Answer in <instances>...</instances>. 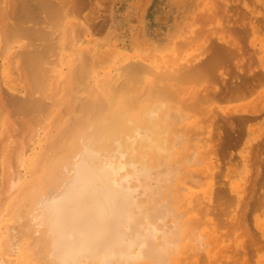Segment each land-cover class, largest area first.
<instances>
[{
    "label": "bare ground",
    "instance_id": "obj_1",
    "mask_svg": "<svg viewBox=\"0 0 264 264\" xmlns=\"http://www.w3.org/2000/svg\"><path fill=\"white\" fill-rule=\"evenodd\" d=\"M74 1L76 2L78 0H74ZM12 3L13 4L11 6L9 5L8 7L7 6L3 7L4 6L3 5L0 9L1 10L0 13L4 15V17L0 16V35L2 38H3V36H6V39H7L6 44L4 46L5 49L4 48L3 49L7 51L10 48V47H8L9 46L8 43L13 40L12 37H17L18 39H20V41H21V37L26 38L28 41L26 43V45H28V46L31 45V47H28L27 49L21 48L22 51L20 50V47H19L18 51H17V49L15 51H13L14 53H16L15 55L13 54V52H12V54L7 52L10 54L11 57H9L6 62L0 63V86H1V84H3L1 82H4L5 84L9 83L7 86L10 89H14V87L17 85H14L13 83L10 84V81L14 82L15 78L20 77V78H23L22 81H23V88H24V94H22V95L20 94V96H18V94H16V92H13L14 94H12V90L10 93L8 87H6L8 90H6L5 88H4L5 89L4 90L3 88H1L2 86L0 87V97H2V99H0V118H2L3 112H5L4 114H7V115H9V114L11 115L12 113H15L17 115L20 114L23 116V115L28 114L27 117L28 118L32 117L31 120L33 122H31L30 119H28L26 116H23L24 121H19V119H17L18 123H16L17 122L15 120L16 118L15 119L12 118L13 121H16L14 126H16V124H17L18 129L20 127V122H21V128L23 127V129H21V128L19 129V131L21 132V130L24 131V126H26V124H28L27 123L28 120H29V123L36 124V126H37L38 122H34V121L35 120L39 121L40 117H41L40 121L42 120V122H43V120H45V117L48 114H50L49 112H51V110H52L51 109L52 105H54V107H56L58 109L60 108V111H64L63 112L64 115H65V111H66V116H68V117L66 118V121L64 122V120H63L64 115H62L63 117L62 116L60 117L57 115V119L55 122H51L52 121L51 120V121L45 123V126L43 123V127L45 130H44V136L42 138L44 144H42V145H44V146H43V148L40 147V149L41 148L42 149L39 151V153H40L39 157H38V154L37 155L34 154L33 156L31 155L29 157V161L27 158L24 161L25 165L28 167V172H29V175L27 178H21L22 176H24V173H21L20 171L19 172L21 174H23L22 176L17 171L18 172L17 175H15V174H13L11 176L8 175L9 178L6 177L7 173L4 170L3 171L5 174H3V175H2L3 172L0 171V188H1V190H3L4 187L8 186L9 188L7 191H8V193H11L10 198L7 200L6 199L4 200L3 199L4 197L0 198V201L2 199L4 200L2 202V205H4L6 203L3 207L4 212H3V210H1L0 221L4 218L5 221H7V222L11 223V225H13L15 223L13 221L18 220L17 219L18 215H19V217L21 216L22 218H24L26 220V222L24 221L22 224H20L21 223L20 222L21 217L19 218L18 221H16L20 225L15 223L16 226L14 225L15 226L14 228L15 229H16V227L19 228V230L16 229L17 232H15V233H14L15 230L13 231V229H12L13 227L11 225L10 226L12 227L11 229L13 232L11 231L10 227L8 228L9 224L7 226L5 223H2L3 226L1 228L5 229V225H6V228L10 229V230L6 229L8 232V234L6 232L7 236L10 235L8 238H5L4 236L0 238V243H1L0 245H1L2 249L4 251L6 249H8L9 250L8 252H10V253L12 252V254L14 253V255H15V252L22 248L23 249L22 254H21L22 257L20 255L21 259L20 260L18 259V261H20L21 264H168V263L170 264L171 261L174 262L176 255H179L182 252V250H184L183 249V247L185 246L184 241H186V240H184V236H186V234L183 235V228L185 229L186 225H188V224H185V221L187 222L188 220L185 219L184 221L183 220L180 221L181 223L179 222V220H180L179 216H181L182 213H184V212H182L180 210V207L176 206L177 205L176 202H178L176 200H178L179 198L176 199V197L173 196L172 190H175V187H173V186H176V185H173V181H175V178L177 177V175L179 173L177 166L180 165V162H178L179 165L178 164L176 165V163H175L176 159L173 161V160H171V157L174 154L172 151L177 147V145L180 144V142H182L183 131L185 133L184 129L186 127L184 128L183 125H181L183 127V129H181L182 128L181 127L180 128L181 130L177 129V131H175L176 129L173 126H171V124L174 125L175 121L178 122L181 118V114L179 113V115H178V112H176L175 110H172L171 109L172 107L170 108V106L167 107L166 104H167V102L169 103V105H170V102L175 103L177 98H178L177 102L179 103V105L181 104L180 102H183L179 99L178 95L180 94V92H182L183 90H187V89H184V88L180 89L178 87L180 85L179 82L181 83V85L185 84L186 81H190V83L194 84L193 82H198L199 80L200 81H202V80L206 81V79L212 80L214 78H215L214 79L215 82H217L218 78L216 81V77L219 76L220 74L217 75L216 77H214V75L216 73L215 69L222 67L221 64L223 63V61L226 62V61H228L227 59H230V57L232 58V56H235L237 54L236 53L237 51L234 48L237 49L238 47H236V46L234 47V44L236 45V42L238 41V39L236 42L231 41V39H230V45L225 44V43H229V41L227 42V40L223 44L222 43L219 44L220 41H222V40L219 41L216 39V42H218V44L213 45V47L210 50V54H208V57H205L204 59L202 58L201 59L202 61H199V63L192 60V61H194L193 62L194 64H191L190 62H192V61H189L190 64H187L188 62L185 63L187 65L180 64L178 66L179 68L176 67L175 65L174 66L176 68L172 67L171 70H168V69L166 70L164 68L165 71L163 69V72H160V71L156 72L157 70L155 72H152V70L150 69V66H148V65L146 66L145 63L143 64V62H141L139 60H138L139 62L138 61L135 62V61L130 60L131 63H128V64L122 66L121 70H119V71H122V72H119L122 74H119L118 76H114L115 78L113 76L108 75V77L106 76V77H103L101 80L99 79V81H98L99 85L97 84L98 85L97 87H95L96 84L94 85V82L91 78H90L91 80H89L86 77L89 81L93 82L92 83L93 89L90 86H88V87L86 86L85 87L87 89V90L85 89L86 93L85 94L83 93L84 95H79L78 92L76 90H74V87L72 84L73 79H75L76 83H77V81H79L78 79H82L85 76V74L88 73L87 72L88 70L86 71V69H85L86 63L87 64L91 63L88 61L89 58L87 60V56L89 54L86 56V54L83 53V54H81V56H82L80 58L81 61L80 62L77 61V63L72 61L68 74L65 73V76L69 75L68 81L65 83L64 80L62 79L64 82V83L62 82L63 83L62 87L64 90L63 92H65V94H64L65 99L61 100V101L60 100L58 101L57 99H56L57 101H55V99H53L54 102L49 100V101L53 102V103H51V102L49 103V101H47V100H48V98L51 97V94L54 93V92L53 93L51 92V94H50V88H51L50 85H53V87L56 90L55 86L58 85L56 83L58 81H62V80L61 79L56 80L53 77H51V75L53 73H51V71L49 69L50 66L46 65V62L49 63L51 61L48 56H50L52 51L55 50V49L52 50V46L54 44H52V46H51V43L48 44V42H47L48 40L47 41L45 40L46 38H49V33H52V32H50L48 29H46L47 30L46 31L44 28H41L37 25L34 26V25L36 23L39 24L41 22H47V23L49 22L50 26L52 24H53V26L54 25L59 26L62 23L61 22V16L59 14V12L61 11L60 10L61 6L59 7V4L54 3L52 0H12ZM230 8H232V7H230ZM230 8H228V9L226 8V10L230 11L231 10ZM64 10H66V9L64 8ZM232 10H235V8L234 9L232 8ZM64 12H66V11H64ZM10 15H11L12 19H11ZM229 16H230V14H229ZM8 17H10V19L13 21V22L10 21V23H12V24H7L9 22L6 23V20L9 19ZM62 17H63V15H62ZM240 17H241V15H240ZM248 18H249V16H248ZM250 20L251 19H249V23H250ZM262 21H264V20H262ZM27 22H30L32 24L27 25L28 24ZM238 23H239V21H238ZM235 25H233V26H235ZM262 27H264V25H262ZM240 28L239 29L234 28V30H233L238 35V38L241 36V34H243L242 33V31L244 30L243 28H245V30H246L244 32L248 31L246 29V27L242 26V29H240ZM51 31H53V30H51ZM240 31H241V34H240ZM59 32H61V31H58L57 33H59ZM239 34H240V36H239ZM208 36H210V35H208ZM233 36L237 37L236 35H233V33H232V40L234 38ZM9 37H11L12 40ZM8 38L11 41H8L9 40ZM36 38H38V39H36ZM40 38L42 39V41ZM214 38H216V37H214ZM15 39L16 38H14V40ZM39 39H40V42H43L45 40L46 43H44L45 42L44 41L42 44H36L34 42V40H39ZM224 39H225V37H224ZM240 39H241V37H240ZM2 40L3 39L0 38V42L4 43V41H2ZM16 41H18V40H16ZM16 41H14V42H16ZM14 42H12V44ZM216 42H214V43H216ZM23 43H25V42H23ZM6 45H8L7 46L8 49H7ZM72 47H73V45H72ZM251 49H253V48H251ZM4 50H1V51H4ZM255 50H257V49H255ZM85 51H87V50H83L82 52H85ZM55 52L56 51H54V54H55ZM75 52H76V49H75ZM88 52L89 51H87V53ZM241 52H243V51L241 50ZM2 54H3V52H1L0 55L3 56ZM55 55H57V54H55ZM51 56H52V54H51ZM193 57H195V56H193ZM176 58H178V57H176ZM191 59H193V58L191 57ZM70 60H72V59L70 58L69 62H70ZM173 60H175V59L173 58ZM18 62H19V64H18ZM132 62H134V63H132ZM229 62H231V60ZM224 65H226V63ZM245 65L244 66L242 65L244 67L243 69H245V67H246ZM251 65H253V64H251ZM14 66L18 70H14V68H13ZM11 67L13 68L12 70L10 69ZM168 67L170 69V66H168ZM168 67H166V68H168ZM224 67H226V66H224ZM249 67H251V66H249ZM5 68H8L9 71H5ZM153 68H155V67H153ZM232 68H235V67H232ZM243 69H242V72L240 74H238L239 72H237L235 74H232V72L230 73L233 76L238 75V78H237L238 81L235 80L236 77H234L235 79L233 80L232 77L230 76L231 80L229 81V79H228V80H226V83H223V81L225 79V78H223L222 83L224 86L222 85L221 88L222 87L223 88L225 87V88L221 89V91H219V92H216L215 95L210 93V94L214 95V97H210V98H215V97L218 98V99L215 98V101H216V100L220 99L219 98L220 96L217 97L218 95H221V97L223 98L222 94L224 95V98L223 99L221 98L220 100H225L226 96L227 97L229 96V98H232V96H235V97L238 96L237 98H239V96L242 97V95H244V94L246 95L247 93H249L248 95H250L251 89L253 90L256 87L255 86L252 88L251 84L257 85V86H258V84L264 85V71H262L264 69L261 68L262 70L258 69V71L253 70L254 72H252V73L249 72V69L247 67H246L247 70H245V72L243 71ZM13 70L17 71V75L15 78L13 76L14 72L12 73ZM149 70H151V71H149ZM226 70H224V71L226 72ZM146 71L152 72L151 75L153 78L150 80V82L152 81V83H151V85L149 84V87H146V86L142 87V89L144 91L143 90H141V91L144 92V95L143 94L139 95V94H137V92L138 93L140 92L141 88H139V87L141 84L138 86V83L140 82L139 80H141L142 74ZM228 72L229 71H227L226 73L228 74ZM89 74L90 73H88L87 76ZM122 75H124V76H122ZM90 76H92V75H90ZM51 78L53 80H51ZM118 78H120V79H118ZM219 78H221V77H219ZM227 78H229V77H227ZM117 79H118V81H117ZM50 80H51V82L54 80L57 81V82L54 81L55 86H54V84H50ZM19 81H20V79H19ZM157 81L158 82L160 81L161 83L159 84ZM184 81H185V83H184ZM231 81H234L232 83L234 85L231 84ZM235 81H236V83H235ZM212 82H213V80H212ZM220 83H221V80L218 84H220ZM228 83H230L231 85ZM85 84L87 85V83H85ZM144 85H146V84H144ZM181 85H180V87H181ZM195 85H196V83H195ZM54 88H51V90ZM185 88H190V86L185 87ZM57 90H59L58 87H57ZM78 90H80V89H78ZM145 90H146V92H145ZM6 91H7V93H6ZM36 91H38L40 94L37 93L38 95L36 94L34 96V93ZM81 91H82V89H81ZM81 91H79V92H81ZM226 91L228 93L230 92V94H228ZM55 92H57V95H58V91H55ZM140 93H142V92H140ZM55 95H56V93L53 96H55ZM64 95L62 93V97ZM192 95H194V94H192ZM53 96H52V98H53ZM200 96H198V99L199 98L201 99ZM175 97H177V98L175 99ZM208 98L209 97H207L206 99L209 100L210 98L209 99ZM234 98H232V99H234ZM170 99H172V100L175 99V100L172 101ZM198 99H196V100H198ZM165 100H166V104L163 105V102L165 103ZM167 100H169L170 102ZM55 102H57V103H55ZM199 103L201 105L200 101H199ZM183 104H181V108L179 107L180 110L182 109V106H183V108L187 106V108L190 109V108H192V106H194V104H197V103H194V104L188 103V105L191 104V107L186 105L187 103H185V105H183ZM197 106L199 107V105H197ZM134 107H135V109H134ZM204 107L206 108V106H204ZM173 108L179 109L178 107H174V106H173ZM7 109H9V112L7 111ZM11 109H12V113L10 111ZM190 110H192V109H190ZM31 112H33V113L36 112V114L32 113L29 115V113H31ZM42 112L44 113V117H43V115H40ZM63 113H61V114H63ZM228 114L229 113H227V115ZM230 114H232V113H230ZM230 114L228 116H231ZM17 115H16V117H17ZM31 115H33V116H31ZM38 115H40V116H38ZM216 115H218V114H216ZM227 115L225 117L223 116L226 120H224V119L222 120L223 122L227 121V122L223 123L225 125V127L227 128L225 136H223V142L225 144H228L229 142H231V140L233 138L236 139V136H237L236 134H239L237 131H239L241 128V127L239 128V126L240 125L245 126L246 124H243V123L247 122V120L245 118L246 116L243 114H236V116L234 114H232L235 117L232 116V117L226 118ZM218 116H220V115H218ZM4 117H5V115H4ZM24 117L26 118V120ZM33 117H35L36 119ZM42 117H43V119H42ZM223 117H221V118H223ZM18 118H20V117H18ZM208 119L210 120V118H208ZM212 119H213V117H212ZM5 120L6 119H4V121L0 122V131L5 130V128H6V125H7L6 121L7 120L6 121ZM219 120H221V119L219 118ZM219 120H217V121H219ZM13 121H12V123H14ZM232 121L237 122L236 124H237L238 128H236V126H235L236 124L234 125V124L230 123L231 124L230 126L234 125V127L236 129H239L236 131V129L234 127H231V128H234L237 133L236 132L234 133V131H232V129H230V126L227 125L229 122H232ZM42 122H41V124H42ZM39 124H40V122H39ZM41 124H40V126H42ZM213 124H214V122H213ZM216 124H217V122H216ZM220 125H218V126H220ZM221 126H223V125H221ZM10 127H11V125H10ZM38 127H39V125H38ZM36 128L37 127H34L35 130H37ZM16 129H17V126H16ZM19 131L17 132L18 134H16V133L15 134L16 135L23 134V131L21 134ZM242 131H243V129H242ZM28 132H29V129H28ZM34 132H35V134L33 133L34 135L38 134L37 133L38 131H34ZM5 133H6V131H5ZM13 133L11 132L10 135H12ZM39 134H40V132H39ZM16 135H15V138H16ZM26 135H25V137H26ZM30 136L32 139V134ZM30 136L28 138L29 140H27L29 142H30ZM216 136L217 135H215V138H216ZM4 137L5 136L3 135V139L5 140ZM25 137L22 139L24 140ZM12 138L14 141L15 138L14 137H12ZM6 140H7V138H6ZM6 140H5V142H6ZM17 140H19V138ZM186 140H188V139L186 138ZM213 141H215V140H213ZM24 142L26 143V140H24ZM202 142H203V144H205L204 141H202ZM0 144H2V143H0ZM16 144H17V142H16ZM224 145H222V147ZM191 146H193V145H191ZM237 146H235V147H237ZM4 147H5V145H4ZM182 147H184V146H181V148ZM222 147H221V149H222ZM229 147H230V145H229ZM0 148L2 149L3 147H0ZM15 149H17L16 151H18V153H19V154H17V156H19V159L18 158L17 159H18L19 164H20V163H22L21 161H23L22 160L23 155L21 153L23 151V145L19 148L17 146V148L15 147ZM226 149H227V145H226ZM6 150H8V149H6ZM183 150H184V148H182V151ZM194 150H196V149H194ZM197 151H199V150H197ZM206 152H207V150H206ZM1 153H2V151L0 150V155H1ZM6 153H8V152H6ZM12 153H14V150H12ZM202 153H204V152H202ZM249 153H251V151ZM175 154H177V151ZM255 154H257V152ZM201 155L203 156V154H201ZM205 155H206V153H205ZM186 156H188V155H186ZM190 156L192 159H195V158H193L194 153H193V157H192V155H190ZM190 156H189V158H190ZM255 156H254V158H255ZM12 157L13 156H11V158ZM182 157H184V155H182ZM191 158L189 160L190 161L189 163L192 162ZM215 158H217V157H215ZM4 159H5V157L3 158V161H4ZM198 159L199 158H197V160ZM221 159L223 160V157ZM241 159L239 161L240 163H241ZM14 160H16V159L15 158L12 159V165L13 166L12 165H10V166L17 168L16 166H14V164H16V161L14 162ZM179 160L181 161V159H179ZM185 160L188 161V159H184V161ZM9 161H11V160H9ZM256 161H257V158H256ZM13 162H14V164H13ZM254 163H256V162H254ZM9 164H11V163H9ZM194 164L196 165V163H194ZM15 170L16 169H13V171H15ZM253 171H254V169L252 170V172ZM262 171H264V170H262ZM187 172H188V170H187ZM15 173H16V171H15ZM217 173H218V171H217ZM262 173H264V172H262ZM2 176H3V179H2ZM215 176H217V174ZM5 177L7 178V180ZM12 177H15L14 179H16L18 182H20L19 183L20 185H18L15 190H12L13 188H15V186H14L15 183L12 184V181L14 182ZM195 177L193 176L191 178L194 179ZM191 178H189V179H191ZM195 179L193 180V182L195 181ZM228 179H227V181H228ZM262 179H264V178H262ZM215 180H216V178H215ZM191 182H192V180H191ZM194 183H196V181ZM217 183H219V182H217ZM249 185H250V183H249ZM218 186L216 188H218ZM220 188L221 187H219V189ZM260 189H262V188H260ZM178 190H179V188H178ZM180 191H181V189H180ZM254 191H256V190H253V193H254ZM4 192H6V190ZM4 192L1 191L0 193L2 194ZM219 192H220V194H219ZM249 192H251V191H249ZM201 193L202 192H200V194ZM262 193H264V192H262ZM211 194H213V193H211ZM218 194L220 197L219 196L216 197L217 195L215 197L219 198L217 200L221 199V202L219 201L221 204L224 203L223 200L227 203L230 202V199H229L230 195L228 196L226 191L223 190V188L221 189V191H218ZM213 195H215V194H213ZM260 195L262 198L260 197ZM260 195L258 196L259 198L255 197L257 199L253 203H252V201L250 202L249 199L251 197L250 200H253L252 196L254 198V196H257V195H251L249 197V199H247L248 202L252 203L251 205H253L254 208L255 207H259L260 209H261V207L264 208V196H262L264 194H260ZM4 196H6V193ZM221 196L223 199L221 198ZM243 196H244V194H243ZM193 199L194 198L192 197V200L190 203H195V202H192V201H194ZM244 201H245V199H244ZM201 203H202V201H200V202L198 201L196 203L197 204L196 206L198 207V205H200ZM0 204H1V202H0ZM182 204H184V203H182ZM185 204L183 206H185ZM215 204H217V203H215ZM226 204H224V205H226ZM230 204H231V202H230ZM179 206H181V203ZM193 206L195 207L194 204H193ZM205 206L209 207V204L208 205L205 204ZM246 206H248V205H246ZM199 207H201V206H199ZM224 207H226V206H224ZM251 207L248 209H252ZM189 208L191 209V205ZM203 208H202V210H203ZM218 208H219V206H218ZM238 208H240V207H238ZM222 209H225V208L222 207ZM226 209H227V207H226ZM197 210H198V208H197ZM245 210H246V208H245ZM248 211L245 213L247 214ZM194 212H195V210H194ZM25 214H27V218H26V216L23 217V215H25ZM197 214H199V213H197ZM202 214H204V213H202ZM218 216H216V217H218ZM14 217L16 218V220L14 219ZM10 218L12 221H10ZM214 218H215V216L212 217V219H214ZM190 220H192V219L190 218ZM243 220L245 221V219H243ZM248 220H247V222H248ZM257 220H258V218H257ZM260 220H261L260 222L258 221L259 222V228L261 229L259 231L260 234L258 233L259 236L249 237L250 240L249 239L248 240H249L250 244H249V246L247 245L248 247L243 248V252L245 251L244 249H247V248H248L247 249L248 251L251 250L249 248L252 245H254V246L256 245L255 246V250H257L256 253H259L258 251H260L261 249L264 250V238H261V235H264V217H262ZM209 225L210 224H208L207 226H209ZM245 226H244V228H245ZM238 227H239V224H238ZM240 227H242V226H240ZM229 228H230V226H229ZM256 228H258V226ZM4 229H3V231H4ZM192 229H194L193 226H192ZM198 229H200V227ZM237 229H239V228H237ZM251 229H253V228H251ZM186 230L189 233V230H191V229H189V226H188V228ZM231 230H233L232 226H231ZM9 232H10V234H9ZM18 232L21 233V236L18 235L19 234ZM0 233H2V232H0ZM192 233H194V232H192ZM198 235H199V233H198ZM242 235H243V233H242ZM242 235L240 234V236H242ZM187 236H188V234H187ZM205 236L206 235H204V237ZM247 236L248 235H246V237ZM21 237L23 238V240H25L24 237H26V240H25L26 243L29 244V241H27V240H30V243H32V244L23 245L20 247V244H22L21 242L19 243V240L20 241L22 240ZM181 237H183V240L180 242L179 238H181ZM222 238H224V237H222ZM230 238H231V236H230ZM191 239L193 240V238H191ZM10 240L12 241V243ZM5 242H7L10 245L6 246L7 244H4ZM197 242L198 241H196V244H198ZM201 243H207V245H208V241L207 242L204 241ZM201 243H200V245H202ZM232 245H233V243H232ZM189 247H188V249H189ZM199 247L196 246L195 249L198 248V250H199ZM252 249H254V248L252 247ZM240 250H238L239 252H236V253L242 252V250L241 251ZM20 251H19V253H20ZM223 251H226V247H224V246H222L220 248L219 253L223 252ZM242 253H240V254H242ZM223 254H221V257ZM240 254L237 256L238 259H239V256H240V259L242 257V255H240ZM253 254H255V252ZM3 255H2V257H3ZM204 255H205V253H204ZM234 255H237V254H234ZM7 256H9V255H7ZM180 256L183 257V255H180ZM219 256H220V254H219ZM190 258H188V259H190ZM237 258H235V260H238ZM221 259L224 260V258H221ZM230 259H229V262H230ZM34 260H35V263H33ZM205 261H206V259L204 260V262ZM226 262L227 261H225L224 264H227ZM236 262H239V260ZM236 262H235V264H236ZM207 263H208V261H207ZM207 263L205 262L204 264H207ZM257 263L258 264H264V262H262V261H259ZM0 264H2V263H0ZM6 264H8V262ZM171 264H173V263H171ZM232 264H234V263H232Z\"/></svg>",
    "mask_w": 264,
    "mask_h": 264
},
{
    "label": "rangeland",
    "instance_id": "obj_2",
    "mask_svg": "<svg viewBox=\"0 0 264 264\" xmlns=\"http://www.w3.org/2000/svg\"><path fill=\"white\" fill-rule=\"evenodd\" d=\"M52 1L56 4H59V7L61 6L60 7L61 11L59 12V14L61 16V22L62 23L59 26H57V25L53 26V24L50 26L49 22L48 23L47 22H41L39 24L36 23L34 26L37 25L41 28H44L45 30L48 29L50 32H52V33H49V38H46V39L44 38V39L46 41L48 40L47 42H48V44L51 43V46H52V44H54L55 46L54 45L52 46V50L55 49L54 51L57 52V53L55 52V54H57V55H55L54 51L51 50L52 56H51V54H50V56H48L51 61L49 60L50 61L49 63L46 62V65L50 66L49 69H50L51 73H53L52 74L53 76L51 75V77H53L54 79H56V80H60V79L62 80L63 79L64 82L66 83L69 79V75L65 76V73L68 74L72 61L76 62V63H77V61L80 62L81 61L80 58L82 57L81 54L84 53V54H86V56L89 54L87 56V60L89 58L88 61L91 63H89V64L86 63L85 69H86V71L88 70L87 72L90 74L87 76L88 73H86L82 79H78L79 81H77V83L75 82V79H73V83H72L74 90H76L79 95H84L86 93V90H87L85 88L86 86L87 87L90 86L93 89V86H92L93 82H94V85L96 84L95 87H97L99 85L98 84L99 79L101 80L103 77H106V76L108 77V75L114 77V76H118L119 74H122V73H119V72H122V71H119V70H121V67L128 64V63H131V61L136 62L139 60V61L143 62V64L145 63L146 66L147 65L150 66V69L152 70V72H155L156 70H157L156 72H158V71L163 72L164 68L166 70L167 69L171 70L172 67L173 68L175 66L178 67L180 64L184 65L186 62H188L187 64H190V63L194 64L193 63L194 61L199 63V61H202L201 60L202 58L204 59L205 57H208V54H210V50L213 47V45L218 44V42H216V39L219 41L220 40L223 41V42L220 41L219 44H221V43L223 44L224 42H226V40H227V42L229 41V43H225L226 45H228V44L230 45V39H231V41H234V42H236L238 39V41L236 42V45L234 44V47L235 46L238 47L237 49L234 48L237 51L236 52L237 54L235 56H232L233 59L230 57V59H227L228 61H226V62L223 61V63L221 64L222 67L215 69L216 73H215L214 77H216L217 75L220 74L219 76L216 77V81L218 78L217 82H215V80H214L215 78L212 79L213 82L211 79L210 80L206 79V81H204V80L200 81L199 80L198 82H193L194 84L190 83V81H186V83L184 81L185 84L181 85V83L179 82L181 87L179 84H178L179 85L178 87L180 89H182V88L187 89V90H183L178 95L179 99L181 101H183V102H180V101L179 102L181 104L184 103L183 105H185V103H187L186 105H188V103H192V104L197 103V104H194V106H192V108H190L192 110L187 108V106L184 108L182 106V109L180 110L181 104L179 105V103L177 102V100H178L177 97H175V99L177 98L175 103L174 102L172 103L169 100H167L170 102V105L168 102L166 104V100H165V103L163 102V105L166 104L167 107L170 106V108L172 107L171 108L172 110H175L176 112H178V115H179V113L181 114V118H180L181 121L179 120L180 122L179 121L178 122L175 121V123L173 122L174 125L171 124V126H173L176 129L175 131H177V129L181 130V129H183V127L184 128L186 127L184 129L185 133L183 131L182 142H180V144L177 145V147L172 151L174 153V154L172 153L174 156L172 155L171 160L174 161L176 159V162H175L176 165L178 164V162H180V165L178 164L179 166H177L179 173H178L177 177L175 178V181H173V185H176V186H173V187H175V190H172V191H173V196L176 197V199L179 198L178 200L175 199L176 201H178V202H176L177 203L176 206L180 207V210L185 213V214L182 213V215L179 216V218H180L179 222L182 220L184 221L186 219L188 221L187 222L185 221V224H188V225H186L185 229L183 228V235L186 234V236H184V240H186V241H184V245H185L183 247L184 250H182V252L179 255H176L174 262L171 261V263H173V264H189L191 262L190 264H204L205 262L207 263V261H208L207 264H212V263L213 264L214 263L215 264H224L225 261H227L226 262L227 264H232V263L235 264V262L238 260H239V262H236V264H245V263L246 264H258L257 262H259V261L264 262V250L261 249L260 251H258L259 253H256L257 252V250H255L256 245L250 246L249 249H251V250H249V251L247 250L248 248L244 249L245 251L243 252V248L248 247L250 244L249 243V240H250L249 237L259 236V234H260L259 231L261 230L259 228V222L261 221L260 219L262 217H264V208H262V207H261V209L259 207L254 208L253 205H251L257 198H259L258 196L260 194H264V193H262V192H264V179H262V178H264V173H262V172H264V171H262V170H264V85L258 84V86H257V85L251 84L252 88L255 86L257 88L255 87L253 90L251 89V92L249 91L250 95H248L249 93H247L246 95L244 94L245 96L244 95H242V97L239 96V98H237L238 96H236V97L232 96V98L235 97L236 99L235 98L232 99V98H229V96L228 97L226 96L225 97V100L227 99L226 101L220 100L222 98L221 95L217 96V97L220 96L219 97L220 99L216 100V101H215L216 97L210 98V97H214L216 92H219V91H221V89L225 88V87L221 88V86L223 85V83H226V80L229 79V81H230L231 77L234 80L235 79L234 77H236L235 80L238 81L237 80L238 75L233 76L232 74H235L237 72H239L238 74H240L242 72V69L244 68L243 66L245 64H246L245 66L249 69V72H251V73L254 71H258V69L259 70L264 69V27H262V25H264V21H262V20H264V0H217V1L216 0H78L76 2L74 0H63V1L62 0H52ZM12 4H13L12 0H6V1L0 0V9L3 5H4L3 7H5V6L8 7L9 5L11 6ZM71 4L72 5L74 4V5L72 6ZM230 7H232L233 9L235 8V10H232V8H230ZM64 8L66 10H64ZM226 8L227 9L230 8L231 10L230 11L226 10ZM64 11H66V12H64ZM229 14H230V16H229ZM2 15L3 14L0 13V16L4 17V15L3 16ZM62 15H63V17H62ZM240 15H241V17H240ZM248 16H249V18H248ZM10 17H11V15H10ZM10 17H8V18L10 19ZM9 19H7V20L5 19L6 23L9 22L7 24H12V23H10V21L13 22L11 20L12 17L10 20ZM249 19H251L250 23H249ZM238 21H239V23H238ZM30 22H27L28 23L27 25H31L32 23H30ZM233 25H235L236 27ZM242 26L246 27V29L248 31L244 32L246 30H245V28H243L244 29L242 31L243 34H241V31H240L241 36L239 34V36L241 37V39H240V37L238 38V35L233 30H234V28L239 29L240 27H241L240 29H242ZM51 30H53L54 32ZM58 31H61V32L57 33ZM231 32L233 33V35L237 36V37L233 36L235 38V39L233 38V40H232V33ZM208 35H210V36H208ZM223 36L225 37V39ZM214 37H216V38H214ZM0 38L3 39L2 41H4V43L0 42V54H1V52H3V54H2L3 56L0 55V58H1L0 63L6 62L7 59L9 57H11L9 53L12 54V52L15 51L16 49L18 51L19 47H20V50H21V48L27 49L28 47H31V45L30 46L26 45V43L28 42L26 38L21 37V41H20V39H18L17 37H12L13 40H14V38H16L14 41L18 40L16 42H14L12 40V38L9 37V38H11L12 41L8 38L9 39L8 41H11V42H9V43L7 42L9 46L6 45V47L8 46L10 48L8 49V47H7L8 50L6 51V50H4L5 49L4 46H5L6 41H7L6 36H3V38H2L0 35ZM36 39H38V38H36ZM40 39L34 40V42L36 44H42L45 41L44 40L43 42H40ZM212 40L216 43H214ZM41 41H42V39H41ZM46 41L44 43H46ZM12 42H14V43L12 44ZM23 42H25V43H23ZM72 45H73V47H72ZM251 48H253V49H251ZM75 49H76V52H75ZM255 49H257V50H255ZM1 50H4V51H1ZM83 50H87L89 52L88 53H87V51H85L86 53L82 52ZM241 50L243 52H241ZM7 52H9V53H7ZM13 54L15 55L16 53L13 52ZM192 55L195 57H193ZM176 57H178V58H176ZM191 57L193 59H191ZM70 58L72 60H70V62H69ZM173 58L175 60H173ZM192 60H194V61H192ZM230 60H231V62H229ZM189 61H192V62L189 63ZM242 61L243 62L245 61L244 62L245 64ZM249 62L250 63L252 62L251 64H253V65H251ZM132 63H134V62H132ZM225 63H226V65H224ZM18 64H19V62H18ZM187 64H185V65H187ZM167 65L170 66V69ZM224 66H226V67H224ZM249 66H251V67H249ZM153 67H155V68H153ZM166 67H168V68H166ZM232 67H235V68H232ZM246 67H245V69H243L244 72H245V70H247ZM13 68H14V70H18V69H16L15 66ZM13 68L11 67L10 69L12 70ZM165 69H164V71H165ZM14 70L12 71V73L14 72L13 76L15 78L17 75V71H14ZM151 70H149V71H151ZM224 70H226V72L229 71L228 72L229 75ZM5 71H9V69L5 68ZM262 71H264V70H262ZM152 72H147V71L144 73L142 72L143 74L141 76V80H139L140 82L138 83V86L141 84L139 88H141L140 92H142V93L137 92V94H139V95L143 94L144 95V92H143L144 90L142 89V87H145V86L149 87V84L151 85L152 81L150 82V80L153 78L151 75ZM231 72H232V74H230ZM90 75H92L93 77ZM122 76H124V75H122ZM86 77L89 80L92 79L93 82L89 81ZM219 77H221V78H219ZM227 77H229V78H227ZM18 78L20 79V81ZM18 78H15L14 82L10 81V84L13 83L14 85H17L14 87V89H10L7 86L9 83L5 84L4 82H1L3 84H1L2 87L1 86L0 87L3 89L5 88L6 90H8L6 88V87H8L10 93L12 90V94H14L13 92H16V94H18V96H20V94L21 95L24 94L23 81H22L23 78H20V77H18ZM223 78H225L224 81H223ZM118 79H120V78H118ZM118 79H117V81H118ZM51 80H53V79L51 78ZM51 80H50V84H54V81L57 82L56 80L51 82ZM63 80L58 81L56 83L59 86L58 85L55 86V84H54V86L56 87V90L53 87V85H50L51 88H54L52 90L50 88V94H51V92L52 93L54 92V93L51 94V97L48 98L47 101H49V100L53 101V99H55V101H57V100L61 101V100L65 99V95H64L65 92H63L64 90L62 87V84L64 83ZM220 80H221V83L218 84L220 82ZM222 81H223V83H222ZM236 81H235V83H236ZM233 82L234 81H231V84ZM85 83H87V85ZM158 83L160 84L161 82L159 81ZM195 83H196V85H195ZM144 84H146V85H144ZM228 84H230V83H228ZM232 85H234V84H232ZM188 86H190V88H185ZM57 87L59 88V90H57ZM78 89H80V90H78ZM81 89H82V91H81ZM141 90H143V91H141ZM55 91H58V95H57V92H55ZM79 91H81V92H79ZM145 92H146V90H145ZM6 93H7V91H6ZM37 93H39V92L36 91L34 93V96ZM55 93H56V95L53 96ZM62 93L64 95L63 97H62ZM210 93H212L214 95H212ZM192 94H194V95H192ZM228 94H230V92ZM52 96H53V98H52ZM198 96H200L201 99L200 98L198 99ZM222 96L224 98L223 94H222ZM207 97H209L210 99L208 98L209 100H207L206 99ZM0 99H2V97H0ZM196 99H198V100H196ZM216 99H218V98H216ZM170 100H172V99H170ZM174 100H172V101H174ZM51 101H49V103ZM199 101L201 102V105H200ZM53 102H51V103H53ZM55 103H57V102H55ZM197 105H199V107ZM173 106L178 107V108L180 107V108L179 109L173 108ZM188 106L191 107V104ZM204 106H206V108ZM51 109H50L51 112H49L50 114H48V115L46 114L47 116L45 117V120H43V122H42V120L40 121L41 117H40L39 121H36L35 120L36 118L33 117V118H35L34 122H38L37 126H36V124L29 123V120H28V122H27L28 124H26V126H24V131L21 130V132L19 131V129L21 128V122H20L19 129H18V125L16 124L18 130L16 129V126H14L15 122L17 121V119H19V121H24L23 116L27 117L28 114L23 115V116L20 114L17 115L15 113H12V109L10 110L12 113L11 115L10 114L9 115L4 114L5 112H3L2 118H0V122L4 121V119H6L7 121L6 120L5 121L7 122V125H6L5 130L0 131V143H2V144H0V147H3L2 149L0 148V150L2 151V153L0 155V165H1L0 171L3 172L2 175L5 174L4 173V171H5L7 173L6 177L9 178L8 175H10V176L13 174L17 175V173L20 171L21 173H24V176H22L23 174H21L19 172L22 176L21 178H27L28 177V175H29L28 167L25 165L24 161L26 160V158L29 161V157L31 155L33 156L34 154L35 155L38 154V157H39V154H40L39 151L44 146V145H42V144H44L42 138L44 136V130H45L43 127V123L45 126V123H47L51 120H52L51 122H55L57 119V115L60 117L62 115H64V113H63L64 111H60V108L58 109V108L54 107V105L51 106ZM134 109H135V107H134ZM7 111L9 112V109H7ZM32 113L33 112L29 113V115ZM34 113L36 114V112H34ZM61 113H63V114H61ZM227 113H229V114L232 113L235 116H236V114H243L246 116L245 118H246L247 122L243 123V124H246L245 125L246 127L244 125H243L244 127L241 125L239 126V128L241 127L240 130L236 129V128H238L237 124H236L237 122L232 121V122H229L228 124L226 123L229 126L231 124H234V125L236 124L235 125L236 128L233 125V126H230V129H232V131H234V133L237 130H239V131H237L239 134H236L237 135L236 139L233 138L232 139L233 141L231 140V142H229L228 144H225L223 142V136H225L227 128L225 127V125L223 123H225L227 121L223 122L222 120L223 119L226 120L224 117L227 115ZM216 114H218L220 116H218ZM232 114H230L231 116L227 115L226 118L232 117V116L235 117ZM4 115H5V117H4ZM16 115H17V117H16ZM40 115H43V117H44L43 112ZM40 115H38V116H40ZM31 116H33V115H31ZM18 117H20V118H18ZM43 117H42V119H43ZM67 117L68 116H66V111H65V115L63 117L64 122L66 121ZM212 117H213V119H212ZM218 117L221 120H219ZM221 117H223V118H221ZM12 118L13 119L16 118L15 119L16 121H13ZM208 118H210V120ZM28 119H30V121L33 122L31 120L32 117L28 118ZM25 120H26V118H25ZM217 120H219V121H217ZM12 121L14 123H12ZM39 122H40V124L42 122V124H41L42 126H40ZM213 122H214V124H213ZM216 122H217V124H216ZM16 123H18V121ZM219 123L223 126H221ZM10 125H11V127H10ZM38 125L40 128L38 127ZM181 125H183V127ZM218 125H220V126H218ZM34 127H37L36 128L37 130H35ZM231 127H234L236 129V131L234 128H231ZM27 128L29 129V132H28ZM21 129H23V127ZM242 129H243V131H242ZM5 131H6V133H5ZM18 131L20 132V134L23 131V134L16 135V134H18L17 133ZM34 131H38L37 132L38 134L34 135L35 134ZM11 132L12 133L14 132V133L12 135H10ZM39 132H40V134H39ZM31 134H32V139L30 136ZM3 135L5 136L4 137L5 140L7 138L6 142L3 139ZM15 135H16V138H15ZM25 135L27 138L25 137ZM215 135H217L216 138H215ZM29 136H30V142L27 141V140H29L28 139ZM12 137L15 138L14 141H13ZM24 137H25L24 140H26V143L22 139ZM185 137L188 140H186ZM18 138L20 141L17 140ZM200 139L202 141H204L205 144H203V142ZM213 140H215V141H213ZM16 142H17V144H16ZM15 144L18 146V148L23 145V151L21 152L23 155V157H22L23 161H21L22 162V163H20L21 165L19 164V161H18L19 156H17V154H19V153H18V151H16L17 149H15V147L17 148V146ZM4 145H5V147H4ZM191 145H193V146H191ZM222 145H224V146L222 147ZM226 145H227V149H226ZM229 145H230V147H229ZM181 146H184V147H182V148H184L183 151H182ZM235 146H237V147H235ZM40 147H42V148L40 149ZM221 147H222V149H221ZM6 149H8V150H6ZM194 149H196V150H194ZM12 150H14L15 154L12 153ZM197 150H199L200 152ZM206 150H207V152H206ZM176 151H177V154H175ZM250 151H251V153H249ZM6 152H8V153H6ZM202 152H204V153H202ZM254 152L255 153L257 152V154H255ZM193 153H194V157H193ZM205 153H206V155H205ZM181 154L184 155V157H182ZM201 154H203V156ZM186 155H188V156H186ZM190 155H192V157L195 159H192ZM253 155L254 156L256 155L255 158ZM11 156H13V157L11 158ZM189 156H190L191 161H192L191 163H189L190 162ZM4 157H5V159L3 161ZM215 157H217L218 159ZM222 157H223V160L225 162L221 159ZM14 158L16 159V160H14V162L16 161V164H14V162H13V164L17 168L12 167L13 166L12 165V159H14ZM197 158H199V159L197 160ZM200 158L201 159L203 158V159L201 160ZM256 158H257V161H256ZM179 159H181L182 162ZM184 159H188V161L187 160L184 161ZM240 159H241V163L239 162ZM9 160H11V161H9ZM193 162L196 163V165ZM254 162H256V163H254ZM9 163H11V164H9ZM10 165H12V166H10ZM12 168L16 169L15 170L16 173H15V171H13ZM186 169L188 170V172ZM253 169H254V171L252 172ZM217 171H218V173H217ZM216 174L218 177L215 176ZM190 176L191 177L196 176L195 177L196 179L195 178L194 179L198 185L196 183H194L195 181L193 182L194 179L191 178ZM7 178H6V180H7ZM14 178L15 177H12V179L14 180V182L12 181V184L15 183L14 184L15 188H13L12 190H15L16 187L18 185H20L19 184L20 182H18ZM189 178H191V179H189ZM215 178H216V180H215ZM2 179H3V176H2ZM227 179H228V181H227ZM191 180H192V182H191ZM217 182H219V183H217ZM249 183H250V185H249ZM217 186H218V188H216ZM219 187H221V188L219 189ZM8 188H9L8 186L4 187L3 190H1V188H0V192L1 191L4 192L6 190V192H4L2 194L0 193V198L4 197L3 198L4 200L5 199L7 200L10 198L11 193H8V191H7ZM178 188H179V190H178ZM222 188L224 191H226L228 196L230 195L229 199H230L231 204H230V202L227 203L224 200H223L224 203L221 204L220 203L221 199L217 200L219 198H216V197H218L220 194V192L218 194V191H221ZM260 188H262V189H260ZM180 189H181V191H180ZM253 190H256V191H254V193H253ZM249 191H251V192H249ZM200 192H202V193L200 194ZM5 193H6V196H4ZM211 193H213L215 195H213ZM243 194H244V196H243ZM250 194L251 195H257V196H254V198L255 197H257V198L254 199L252 196L253 200H250L251 199ZM176 195L177 196L179 195V196L177 197ZM262 196H264V195H262ZM192 197L194 198L193 199L194 201H192V202H195V203H190L192 200ZM249 197H250V199H249ZM260 197H261V195H260ZM221 198H222V196H221ZM3 199L0 201L1 202L0 214H1V210H3V207L6 204L5 203L4 205H2V202L4 201ZM244 199H245V201L247 199H249V201L250 202L252 201V203L248 202V200L245 202ZM198 201L199 202L202 201V203L200 205H198V207H197L196 203ZM180 203H181V206H179ZM182 203H184V204L186 203L185 206H183L184 204H182ZM215 203H217L218 205ZM193 204L195 205V207L193 206ZM205 204L206 205L209 204L210 208L208 206H205ZM224 204H226V205H224ZM190 205H191V209L189 208ZM246 205H248V206H246ZM199 206H201V207H199ZM218 206H219V208H218ZM224 206H226L227 209ZM222 207L225 209H222ZM238 207H240L241 209ZM250 207L252 209H248ZM197 208H198V210H197ZM202 208H203V210L204 209L205 210L203 211ZM245 208H246V210H245ZM194 210H195V212H194ZM247 211H248V213L246 214L245 212H247ZM3 212H4V210H3ZM197 213H199V214H197ZM202 213H204V214H202ZM25 216L27 218V214L23 215V217H25ZM214 216H215V218L212 219V217H214ZM216 216H218V217H216ZM20 217L18 215L17 219L19 220ZM190 218L192 220H190ZM257 218H258V220H257ZM14 219L16 220L15 217H14ZM243 219H245V221ZM246 219L247 220L249 219L248 222ZM18 220H16V221H18ZM10 221H12L11 218H10ZM16 221H13V222L18 224ZM24 221L26 222V220L21 217V219H20L21 223L20 222L19 223L22 224ZM2 223H5L7 226L9 224L8 228L10 227V229L13 227L12 228L13 231L15 230L14 233L17 232L16 229L19 230V228H17V227H16V229L14 228L16 226L15 223L13 225H11V223L5 221L4 218L0 221V225H1L0 228L3 226ZM20 224H18V225H20ZM208 224H210V225L207 226ZM238 224H239V227H238ZM6 225H5V229L4 228L0 229V232H2V233H0V238L3 236L5 238H8L10 236V235L7 236V234H8L7 230H10V229H7ZM245 225L246 226L248 225V226L246 227ZM188 226H189V229H191V230H189V233L186 230L188 228ZM192 226L194 227L195 230L192 229ZM229 226H230V228H229ZM231 226H232L233 230H231ZM240 226H242V227H240ZM244 226H245V228H244ZM257 226H258V228H256ZM199 227H200V229H198ZM237 228H239V229H237ZM251 228H253V229H251ZM3 229H4V231H3ZM12 229H11V231H12ZM6 232H7V234H6ZM192 232H194L195 234ZM198 233H199V235H198ZM242 233H243V235H242ZM9 234H10V232H9ZM187 234H188V236H187ZM240 234L242 236H240ZM18 235L21 236V233H19ZM204 235H206L207 237L206 236L204 237ZM246 235H248V236L246 237ZM230 236H231V238H230ZM22 237H21L22 240L21 241L19 240V243L20 242L22 243V244H20V247L23 245L32 244V243H30V240H27V241H29V244H27L25 241L26 237H24L25 240H23ZM222 237H224V238H222ZM191 238H193V240ZM261 238H264V235H261ZM179 240L181 242L183 240V237L179 238ZM196 241H198L197 243L199 245L196 244ZM200 241L201 242H204V241L207 242L208 241V245H207V243H201ZM11 243H12V241H11ZM200 243L202 245H200ZM232 243H233V245H232ZM4 244H7L6 246L10 245L7 242H5ZM194 246L195 247L200 246L199 250H198V248L195 249ZM220 246L226 247V251L219 253V250L221 248ZM188 247H189V249H188ZM252 247L254 249H252ZM240 249L242 250L243 253L242 252H240L242 254L236 253V252H239L238 250H240ZM6 250L4 251L0 245V261L2 260L0 263L6 264L8 262V264H21V262L18 261V259L19 260L21 259L20 255L22 254V250H23L22 248L20 249L21 251L20 250L16 251L15 255H14V253L12 254V252L11 253L8 252L9 251L8 249H6ZM19 251H20V253H19ZM254 252H255V254H253ZM204 253H205V255H204ZM219 254H220V256H219ZM221 254H223L222 257H221ZM234 254H237V255H234ZM239 254L242 255L241 259H240V256H239V259L237 258V256ZM2 255L4 258L2 257ZM7 255H9V256H7ZM180 255H183V257ZM21 257H22V255H21ZM234 257L237 258L238 260H235ZM188 258H190V259H188ZM221 258H224V260H222ZM205 259H206V261L204 262ZM229 259H230V262H229ZM33 263H35V260L33 261Z\"/></svg>",
    "mask_w": 264,
    "mask_h": 264
}]
</instances>
